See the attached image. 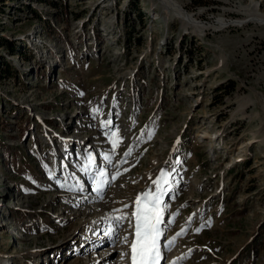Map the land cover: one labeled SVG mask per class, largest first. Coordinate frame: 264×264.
Instances as JSON below:
<instances>
[{"label": "rangeland", "instance_id": "obj_1", "mask_svg": "<svg viewBox=\"0 0 264 264\" xmlns=\"http://www.w3.org/2000/svg\"><path fill=\"white\" fill-rule=\"evenodd\" d=\"M101 1L0 0V264H132L157 180L159 264H264V112H236L264 94V23L201 36ZM178 1L211 24L259 0Z\"/></svg>", "mask_w": 264, "mask_h": 264}, {"label": "snow or ice", "instance_id": "obj_2", "mask_svg": "<svg viewBox=\"0 0 264 264\" xmlns=\"http://www.w3.org/2000/svg\"><path fill=\"white\" fill-rule=\"evenodd\" d=\"M101 175L103 176L104 174L101 173ZM165 175V173H161L162 178ZM154 183L157 184L156 194L146 192L143 196H137L135 201V211L132 213V217L135 219V239L130 246L132 264H158L161 259L159 241L162 233L167 230V225H165L164 229L161 228L163 223L161 195L163 193L160 181L157 180ZM97 191L99 192L100 189L97 188ZM125 207L128 206L125 205ZM125 218L124 216H119L114 219L119 226L120 221ZM168 223L170 224L172 221H168ZM181 234L182 232L177 235ZM174 239L168 242L169 245L174 243ZM125 242H127V237H125Z\"/></svg>", "mask_w": 264, "mask_h": 264}, {"label": "bare ground", "instance_id": "obj_3", "mask_svg": "<svg viewBox=\"0 0 264 264\" xmlns=\"http://www.w3.org/2000/svg\"><path fill=\"white\" fill-rule=\"evenodd\" d=\"M104 1H107V0H103L99 2L98 5L103 3ZM156 4L159 8H161V10H163L162 12L165 13L167 11V12L172 13L174 17H177V18L179 17L182 20V22L185 24V26L193 27L194 30H196L197 33L201 36H203L207 30H211V28L212 29L213 28L222 29L224 27H228V25H230L231 23L238 24V25L244 24V22L248 23L250 21L258 23V24L264 23V12L260 11V8H261L260 0L252 1L250 7H242L241 9H238V10L228 9L230 12L233 11L237 14H240L243 17L242 19H239V20L235 19V20L230 21V19L228 18L226 19L225 16L228 11L227 12L225 11V13L218 15L216 20L212 22L211 24L202 22L200 19H198V17L195 16V13H191L190 11H188L185 7H183V5L178 0H156ZM253 94H254L253 96L248 95L243 100L238 101L239 106L236 112L241 114L242 118L249 117V114H247V109L250 106L260 105L264 112V94L259 92L254 87H253ZM250 116L252 117L258 116V113L251 112ZM203 136L205 137V134H203ZM216 137L218 138V135ZM104 176L107 177L106 175ZM102 181H103L102 187L104 188L108 184L109 179L108 178L107 180L102 179ZM160 249H161V246H160ZM1 264H8V263L7 261H3L1 262Z\"/></svg>", "mask_w": 264, "mask_h": 264}, {"label": "trees", "instance_id": "obj_4", "mask_svg": "<svg viewBox=\"0 0 264 264\" xmlns=\"http://www.w3.org/2000/svg\"><path fill=\"white\" fill-rule=\"evenodd\" d=\"M11 67L10 66H7L6 68H5V70L8 72V71H11ZM230 87V89H229V91L228 92H226L225 93V95H230V93H232L234 90H236V88H237V86H236V82L233 80V82H232V84H231V86H229Z\"/></svg>", "mask_w": 264, "mask_h": 264}]
</instances>
